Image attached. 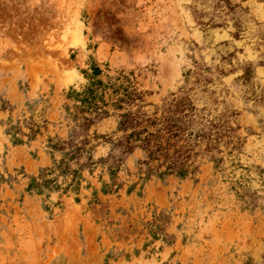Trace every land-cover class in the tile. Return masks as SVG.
Masks as SVG:
<instances>
[{
  "label": "rangeland",
  "instance_id": "1",
  "mask_svg": "<svg viewBox=\"0 0 264 264\" xmlns=\"http://www.w3.org/2000/svg\"><path fill=\"white\" fill-rule=\"evenodd\" d=\"M93 66L142 98L83 125ZM188 89L221 152L159 176L114 147ZM0 264H264V0H0Z\"/></svg>",
  "mask_w": 264,
  "mask_h": 264
},
{
  "label": "trees",
  "instance_id": "2",
  "mask_svg": "<svg viewBox=\"0 0 264 264\" xmlns=\"http://www.w3.org/2000/svg\"><path fill=\"white\" fill-rule=\"evenodd\" d=\"M91 70L90 83L81 92L73 91V98L77 103L74 105L73 117L83 119V125L107 114L104 109L107 105L104 93L108 89L117 96L113 102L117 109H122L121 104L126 100H141L142 92L137 91L127 77L121 76L124 81L118 77L115 81L105 82L98 78L101 70L97 66L91 67ZM189 91L190 89L181 90L182 94L176 96L172 94L171 100L163 104L160 116H157L156 112L152 116L139 111L121 112L118 116V130L123 133L116 139L114 147L128 154L141 149L144 159L139 160V163L147 166L148 174L154 172L164 176L177 173L185 176L194 173L197 170V156L212 150L221 152V143L228 142L224 141L225 134L220 132L216 122L209 121L208 125L206 124L208 120L191 101ZM87 113L94 115L87 117ZM85 144L87 140L81 142L80 146L70 143L74 148L67 152V159L89 152L91 147L86 148ZM67 159L64 158L59 163L63 171L68 168ZM219 160L222 159L219 157ZM108 167L111 175L115 176L116 165L111 164Z\"/></svg>",
  "mask_w": 264,
  "mask_h": 264
}]
</instances>
